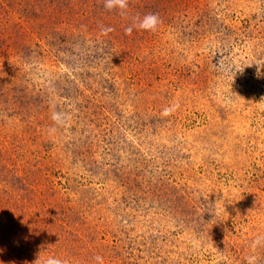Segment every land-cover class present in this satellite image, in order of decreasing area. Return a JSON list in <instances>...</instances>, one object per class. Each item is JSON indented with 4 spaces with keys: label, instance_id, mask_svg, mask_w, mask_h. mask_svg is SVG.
I'll use <instances>...</instances> for the list:
<instances>
[{
    "label": "rangeland",
    "instance_id": "obj_1",
    "mask_svg": "<svg viewBox=\"0 0 264 264\" xmlns=\"http://www.w3.org/2000/svg\"><path fill=\"white\" fill-rule=\"evenodd\" d=\"M38 258L264 264V0H0V264Z\"/></svg>",
    "mask_w": 264,
    "mask_h": 264
},
{
    "label": "clouds",
    "instance_id": "obj_2",
    "mask_svg": "<svg viewBox=\"0 0 264 264\" xmlns=\"http://www.w3.org/2000/svg\"><path fill=\"white\" fill-rule=\"evenodd\" d=\"M129 7V0H104V8L108 11H118L120 15H126L127 9ZM160 17L158 14L155 13H148L144 15L143 17H134L129 24L128 27H126L125 32L126 34H131L134 29L138 30H144L148 32H155L158 28V25L160 24ZM102 31L107 34L108 32H111V28H102ZM164 115H168L169 112L167 109H165ZM52 120L56 122L57 124L63 123L64 120V114L61 112H53L52 114ZM256 243H259V240L256 241ZM95 259L97 261L101 260V257L96 256ZM35 264H39V258L35 261ZM46 264H63V262L60 259L55 258H49L46 261Z\"/></svg>",
    "mask_w": 264,
    "mask_h": 264
}]
</instances>
